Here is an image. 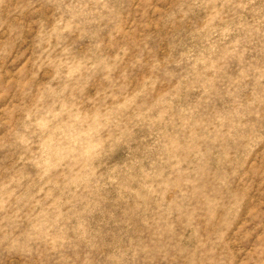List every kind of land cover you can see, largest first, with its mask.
Wrapping results in <instances>:
<instances>
[{"label": "rangeland", "instance_id": "1", "mask_svg": "<svg viewBox=\"0 0 264 264\" xmlns=\"http://www.w3.org/2000/svg\"><path fill=\"white\" fill-rule=\"evenodd\" d=\"M0 264H264V0H0Z\"/></svg>", "mask_w": 264, "mask_h": 264}]
</instances>
